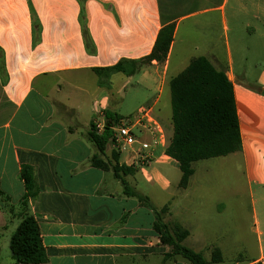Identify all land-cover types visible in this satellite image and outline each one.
Here are the masks:
<instances>
[{
  "label": "crops",
  "instance_id": "1",
  "mask_svg": "<svg viewBox=\"0 0 264 264\" xmlns=\"http://www.w3.org/2000/svg\"><path fill=\"white\" fill-rule=\"evenodd\" d=\"M171 24L167 59L146 60ZM200 56L233 83L242 148L194 162L181 187L167 154L170 81ZM123 61L127 72L96 71ZM145 108L165 135L150 163H129L112 140L99 151L95 122ZM115 165L129 169L125 185ZM24 166L37 187L26 201ZM242 187L254 229H239ZM136 194L170 206L183 245L207 264H264V0H0V264H18L10 241L26 215L39 223L45 264H193L161 242Z\"/></svg>",
  "mask_w": 264,
  "mask_h": 264
},
{
  "label": "trees",
  "instance_id": "2",
  "mask_svg": "<svg viewBox=\"0 0 264 264\" xmlns=\"http://www.w3.org/2000/svg\"><path fill=\"white\" fill-rule=\"evenodd\" d=\"M84 36L90 46L87 30L84 31ZM173 39L174 25L164 26L146 60L165 61ZM124 62L126 61L96 71L99 74L127 72ZM170 86L174 133L167 147V154L179 162L182 172L180 185L186 187L194 173V162L225 156L242 148L239 118L233 83L224 71L216 69L206 57L192 59L185 70L171 79ZM107 116L110 117L107 125L111 124V120L120 118H113L109 113ZM90 136L100 152H103L105 144L112 140L109 126L101 134L96 133L93 127ZM93 163L98 167H108L98 156L94 157ZM114 171L125 185L126 181L121 172L128 173L129 169L115 165ZM22 177L26 188L23 201H26L37 194L33 169L24 166ZM137 197L154 211V229L160 234L161 242L171 247L172 254H182L193 264H207L201 253L176 241L167 224L162 221L160 211L152 207L147 197L139 194ZM10 246L13 258L18 264H45L48 260L39 223L33 215H26L19 223L11 237Z\"/></svg>",
  "mask_w": 264,
  "mask_h": 264
},
{
  "label": "built area",
  "instance_id": "3",
  "mask_svg": "<svg viewBox=\"0 0 264 264\" xmlns=\"http://www.w3.org/2000/svg\"><path fill=\"white\" fill-rule=\"evenodd\" d=\"M107 126L111 131L115 147L121 151H128L131 156L128 160L129 163L135 161H139L142 165L150 163L155 158L157 146L165 140L164 130L155 120L149 108L141 110L135 116L122 117L112 121L110 125L97 121L94 123V130L101 134ZM141 128L153 136L152 141L140 137Z\"/></svg>",
  "mask_w": 264,
  "mask_h": 264
},
{
  "label": "rangeland",
  "instance_id": "4",
  "mask_svg": "<svg viewBox=\"0 0 264 264\" xmlns=\"http://www.w3.org/2000/svg\"><path fill=\"white\" fill-rule=\"evenodd\" d=\"M133 109V106L131 103H126L125 106L121 109L122 114H128ZM244 196V198L241 199V206H240V218H239V229H254V218L253 213L251 209V204L249 201V198L244 192V189L242 187L241 196ZM169 199V196L165 194L164 196L159 195L160 201ZM162 221L167 224L168 229L172 232L174 235L176 241L183 245V239L188 234V231L184 230L187 229L183 225L182 218H179L175 212L171 211V207L166 205L159 209ZM235 229V228H234ZM185 246V245H183ZM187 247V246H186ZM213 253H216V251H212ZM203 255V254H202Z\"/></svg>",
  "mask_w": 264,
  "mask_h": 264
}]
</instances>
